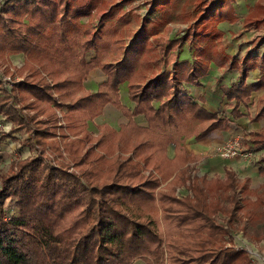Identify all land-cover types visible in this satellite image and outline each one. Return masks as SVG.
<instances>
[{"label": "trees", "instance_id": "trees-1", "mask_svg": "<svg viewBox=\"0 0 264 264\" xmlns=\"http://www.w3.org/2000/svg\"><path fill=\"white\" fill-rule=\"evenodd\" d=\"M97 1L87 0L83 6L77 0L1 1L0 50L7 54L24 53L27 56L25 63L31 62L32 68L35 64L33 69L38 73L46 68L44 60L47 55L53 60L64 54L76 65L98 66L96 57L89 61L85 59L90 49L96 50L97 36L81 38L83 31L79 22V17L89 13ZM159 1L151 0V9ZM232 1L212 0L205 5L192 26L187 28V35L191 39L199 37L207 22L212 21V31L207 35L220 36L216 25L232 19ZM147 37L143 33L142 41ZM175 40H165L162 70L142 84H128V97L134 103L130 114L142 115L148 123L146 127L135 125L134 130H129L135 134L136 140L126 136L119 144L127 146L130 151L115 154V150L104 145L100 137L95 140L96 145L92 143L83 150L85 141L92 136L84 129L76 130L74 137H68L63 146L76 159L75 170L47 162L39 147L49 132L45 126L37 125L41 121L48 124V120H34L33 115L26 114L24 107L22 109L15 102L14 94L0 88L3 92L0 113L11 122L9 131H0V142L23 131L26 136L19 145L37 152L36 156L14 160L7 171L0 174V264H27L30 261L36 264H133L136 259L147 264H253L244 249L223 244L227 229L215 221L214 215L222 211L228 214V225L240 226L252 241L263 239L259 230L264 225V193L258 195L248 187V179L238 180L231 171H226L223 180L190 175L188 162L191 156L169 134L173 126L176 128L184 121L201 124L200 130L194 134L196 138L215 129L230 128L227 117L206 111L185 91L183 83L200 85L204 72L199 61L179 59L177 53H171L170 58V50L178 46ZM259 42L264 44V36ZM121 61L115 63L117 67L100 65L108 74L112 87L129 79L131 64ZM239 64L237 81L223 88L229 101L234 100L230 112L233 116L240 115L236 109L240 103L248 101L251 91L264 87V54H246ZM233 66L235 63L231 62L230 67ZM254 68L261 72L259 78L245 82L247 73ZM46 69V74H39L40 80L24 82L28 85L24 88L72 112L78 102L61 101V91L59 96L51 94L45 82V75L53 79L64 73ZM66 81L57 80L53 85H63ZM19 88L24 89L21 85ZM101 93H89L84 99L89 104L100 101ZM118 105L123 106L119 102ZM259 111L258 116L264 115V99ZM69 125L73 123L69 122ZM149 126L158 127L161 133L157 135L163 138L160 143H150L143 138ZM53 133L55 135V132L50 134ZM171 142L175 143V155L168 158L165 149ZM256 142L259 144L253 149L261 151L259 169L264 170V139ZM102 149L108 153L100 152ZM131 156L135 157L134 167L121 169L131 163ZM138 160H143L157 173L150 169L143 174V166H139ZM115 162L114 178L102 183L92 181L91 171L97 170L94 167L99 165L98 170L105 171L107 165ZM169 177L172 178L163 188H170V192L155 190ZM179 185L186 187L191 196H175L174 191ZM249 195L256 198L250 200ZM7 198L13 199L15 206L11 212L5 207ZM166 203L173 206H166ZM142 208L146 211L142 212ZM70 211H77L78 217L70 227L58 231V221L64 220V214Z\"/></svg>", "mask_w": 264, "mask_h": 264}, {"label": "rangeland", "instance_id": "rangeland-1", "mask_svg": "<svg viewBox=\"0 0 264 264\" xmlns=\"http://www.w3.org/2000/svg\"><path fill=\"white\" fill-rule=\"evenodd\" d=\"M1 1L5 0H0V2ZM150 1L151 0H98L96 5L90 9L89 13L92 11L91 15L93 19L88 20L87 23H84L85 25L82 26L81 30L83 31V37L81 38L88 39L97 36L95 38V42L97 43L95 44L96 50L92 48L94 51V57L89 60L96 57L99 62L98 66L91 67L84 64L76 65L69 56H65L64 54H62L61 57L53 58V60L49 59L48 55L45 57L44 62L46 68H50L51 71H55V73H64V75H57V77L53 79L45 75V82L49 86V91L55 96H59V91H61V101L69 103L77 101L78 104L76 107L78 108H72V112H68V108H60L54 105L53 102H49L41 96L38 97V93L34 95L35 93L33 94L31 91L24 88L28 86L24 82L40 80L39 74H46V68L41 69L38 73L34 70L36 68L35 64H33V69L32 65H29L32 64L31 62L25 63L27 56L24 53L9 52V54H7L5 51L0 50V88H6L9 90L8 92L14 94L15 102L21 108L24 107L26 114L33 115L34 120H48V124H44L41 121L37 126L43 125L49 132V134L42 139V147L40 146L39 150L41 149V152L50 164L54 166L61 164L67 166L69 170L77 169L75 163L76 159L72 157L63 146L65 145L67 138L74 137L72 136L73 132L80 129H84L92 136V139L85 141L83 150L92 143L96 145L95 140L100 137L103 138L104 145L111 146L112 151L115 150V154L118 152L123 154L124 150V153L130 151V148L127 146L119 144L124 142L126 136H129L131 140H136L134 138L135 134L129 131L134 130L132 127L135 125L138 127L140 126L135 120L139 121V118H141L146 122V126H148V123L144 116L137 117V115L132 116L130 114L133 107H130L129 104L134 103L131 102L128 97V84L129 82H132L133 84H142L147 78L154 75L157 71L159 72L162 70V59H164L162 50L165 46V40L168 38L176 39L175 44L178 45L177 49L170 50V58H172L171 53H177L179 59L187 58L185 60L189 62L199 61L204 72L203 76L212 67L221 72L218 76L232 72L233 74H236L232 77L234 78V82H236L239 77L241 69V65L239 64L240 59L246 54L256 56L252 53L259 50V48L264 45L259 42L264 30V0H233L231 3L233 10L232 19L224 20L232 24L236 23L232 32L230 31L229 34H226L225 31L220 30L217 27L220 23L219 22L216 25V28L221 32V35H207L209 31H212V21H208L203 32H200L201 35L195 39H191L189 34L187 35V28L192 26L202 8L212 0H160L159 3L155 5L154 9H151ZM235 6L238 11H236ZM104 15L106 16L103 17ZM82 16L83 15L80 17ZM140 25L143 30H141L142 33H145L148 36L146 41H142V35L135 36L136 39L133 36L134 30L139 29L138 27H140ZM201 27L202 25L199 26L200 29ZM137 34H139V32ZM227 37H232V45L226 43L225 40ZM124 44L126 45L124 46ZM123 48H125V51L122 52ZM231 50H235V53L237 54L235 55L236 58L232 57L230 53L227 52ZM89 51H91V49ZM89 51L88 54H92ZM133 53H137L136 59H134ZM88 54L86 53L87 56L85 55L86 61H89L88 57L90 55ZM118 61L123 63L129 62L131 64L129 79L112 87L108 80V74L100 67V65L108 64L117 67L115 63ZM231 62L235 63L233 68L230 67ZM113 67L111 69H114ZM250 71L247 73V76H249ZM247 76L245 82L248 81ZM57 80L67 81L64 82L63 85L61 83L53 85ZM39 84H41V81H39ZM186 84L187 83H183L184 86H186ZM20 85L24 89H20ZM225 87L226 86H221L222 93L223 88ZM260 89H264V87L253 91L258 92ZM1 90L2 89H0V98L3 96ZM91 90H95L94 92L101 91L102 100L91 101V104L87 103V99L84 98L87 94L92 93ZM253 91L249 94L246 103L239 104L236 110L240 115L236 116L230 114L234 105V100L229 101L224 93L222 100L219 103V108L216 111H209L198 103V105L203 107L206 111L211 113L218 112L220 115L229 119V129H231V132L227 137V140L223 141L222 144L226 143L228 140L238 139V153L234 156H238L239 158L241 156L244 159H247L251 165L258 164L260 160L261 151L259 152L258 150L253 149L257 146L256 144H259V142L256 141L264 139V115L260 114V116H258L262 99H264V93L258 95V97L255 94L254 98H257L253 104L250 102V105H252L250 110L249 104L247 105V103H249ZM201 100L202 99L199 101L201 102ZM118 102L124 105L119 107ZM241 105H245L246 107L239 109ZM87 106L91 107L89 108ZM52 118H54V126L52 125ZM69 122L73 123V125H69ZM34 124L36 125L37 122H34ZM50 125H52L53 128L50 127ZM200 127H202L201 124L196 123V121L194 124L184 121L183 124H178L176 128H174V126L173 128L170 127L172 129H170L169 134L174 136L177 144L182 145L187 137H191L192 135L195 136V132L199 131ZM10 128V120L0 113V131L7 132ZM157 129L158 127L149 126L146 135L140 134V136L142 137L143 135V138L150 143L158 144L163 138L157 135V133H161ZM52 132H55V135L54 133L51 135L50 133ZM180 132L182 133L179 134ZM12 136L14 138L9 136L0 142V174L5 173L11 162L14 160L36 156L37 153L36 150H31L28 146L19 145L22 144V140L26 136L25 132H16L13 133ZM222 144L214 146L208 150L207 154L218 155L216 148L218 146L221 147ZM103 151L106 152L103 149L100 150L102 153ZM246 153L248 155L244 156ZM18 154L21 158L17 157ZM93 158L95 159V155H93ZM190 158L193 159L188 162L191 172L190 175H195L194 160L200 159L197 156L195 157V155H192ZM133 163H135V157L131 156V163L125 164V167L121 166V169H125L127 166L132 167V165L134 167ZM138 163L139 166H143V169L141 170L143 171V174H147V170L150 169H152V172L155 174L157 173L150 165L146 166L143 160H138ZM103 166L105 167V164ZM107 166L106 169L108 170L105 171L98 170L99 165L98 167H94L93 169L97 168V170L94 173L91 171V177L93 178L92 181L102 183L114 178L117 169L116 162ZM93 169L91 168V170ZM212 174L213 175H210L211 177L220 176L221 173L214 172ZM171 178L172 177H169L165 181H162L155 190L159 188L166 189L170 192V188H163V186ZM207 179L210 180L215 178ZM177 187L180 188L182 186L179 185ZM179 188L175 189V196L181 197L187 194L191 196V192L188 189L185 190ZM253 190L259 195L263 194L261 190L263 191L264 189L261 188L259 189L260 191L257 189ZM248 198L254 200L256 196L249 195ZM157 203L160 204L161 202L157 200ZM5 205L8 212L15 210L13 199L7 198ZM165 205L169 207L173 206L172 203H166ZM133 209H135V207H133ZM77 211H70L64 214V220L58 221L56 229L61 232L63 228L70 227L73 221L78 217L75 214V212H79ZM145 211L146 210L142 208V212ZM214 218L217 223H220L227 229V234L224 236L223 241L224 245L244 249L253 264H264V238L255 241L253 240L252 244L248 245L247 250L244 245H242V237H235L236 235H234V237L232 236V233L235 234L236 232H242L241 230L243 229L240 228V226L228 225V214L223 213L222 211H217ZM259 231V233L264 235V225ZM248 232L253 233L251 231ZM246 238L249 239L247 235ZM237 239L240 241H237ZM252 247L256 248L254 251L257 255L253 254ZM134 262L136 264H145L141 259H136ZM27 264L36 263L30 261ZM152 264L158 263L154 262Z\"/></svg>", "mask_w": 264, "mask_h": 264}, {"label": "crops", "instance_id": "crops-1", "mask_svg": "<svg viewBox=\"0 0 264 264\" xmlns=\"http://www.w3.org/2000/svg\"><path fill=\"white\" fill-rule=\"evenodd\" d=\"M78 4L80 6H83L86 4L87 0H77ZM236 11L237 8L235 6ZM241 11V10H240ZM92 12V11H91ZM91 12L88 14H83L82 17H80V23L85 25L84 23H87L88 20H92L93 17L91 15ZM105 12V11H104ZM86 19V20H84ZM236 23H229L227 21H222L220 22L217 27L220 30L225 31L226 34H229V32H232V29H234V26ZM121 27V26H120ZM119 27V28H120ZM139 29L134 30L133 36L136 39L135 36L137 35H142V29L141 25L138 27ZM142 30V31H141ZM139 32V34H137ZM142 33V34H141ZM264 35V30L263 34ZM232 37H227L226 38V43H229L230 45L233 44L231 41ZM108 41V40H107ZM126 44H124L125 46ZM114 46V45H112ZM114 48H116L114 46ZM238 48V47H237ZM125 51V48H123L122 52ZM248 51V50H247ZM92 54H87L90 55L88 57V60L92 57H94V51L91 49ZM108 52V51H107ZM230 53L232 57H235L237 55L235 53V50L227 51ZM245 52V50H244ZM108 54V53H107ZM123 54V53H122ZM134 54V59H136L137 53ZM253 55L260 56L264 54V45L259 48V50H256L252 53ZM87 56V55H86ZM236 58V57H235ZM187 59V58H185ZM234 70V69H233ZM232 71V70H229ZM158 72V71H157ZM156 72V73H157ZM221 72L217 71L214 67H212L204 76L200 78V85H193L187 83L185 86V91L187 94H189L194 102L200 103L203 107L208 109L209 111H216L219 108V103L222 100V88L221 86H228L231 81L234 80V77L236 74H233L232 72L229 74H222V76H218ZM226 73V72H225ZM228 75V76H227ZM260 76V72L258 69H253L250 71L249 76H247V82L255 81L258 77ZM94 92L95 90H91ZM264 93V89H260L258 92H254L251 95L249 103L250 110L252 105H250V102L253 104L258 97V95H261ZM255 94L257 95L256 98H254ZM200 99L201 102L199 101ZM120 101V100H119ZM122 104V103H121ZM124 105V104H122ZM130 107L134 104H129ZM245 105H241L239 109L245 108ZM242 111V110H240ZM137 117H143L142 115ZM140 120H135V122L140 125V126H146V122L139 118ZM88 129V126H87ZM231 129L229 130H218L215 129L211 132H209L207 135H204L203 137L196 138L195 136L187 137L184 142L182 143V148L186 152L188 156L195 155V157H199L200 160L196 159L194 160V172L195 175L198 176H205L206 178H218V179H225L226 178V171H231L234 173L235 177L239 180L243 179H248V187L250 189H264V170H260L261 163L258 162V164L251 165L249 164V161L247 159H244L243 157L240 156V158L237 156L233 157H221L219 155H209L208 150L213 148L216 145L222 144L223 141L227 140V137L230 135ZM260 152V151H259ZM175 155V143L171 142L167 145L166 147V156L168 158H173ZM17 157H20L19 154ZM242 159V160H240ZM193 160L190 158V161ZM189 161V162H190ZM217 172L221 173L220 176H213L211 177L210 175H213L212 173ZM179 188V187H176ZM179 189H185L186 187L182 186ZM264 193V190L262 191ZM243 232V230H241ZM236 232L235 234L232 233V236L236 235L235 237H242V241L245 249H247L248 245L252 244V240H249L246 238V234L244 232ZM231 237V235H230ZM237 241H240L237 239ZM256 250L255 247H252V251ZM248 250V249H247ZM144 262V261H143ZM145 263V262H144ZM133 264H136L133 262ZM146 264V263H145Z\"/></svg>", "mask_w": 264, "mask_h": 264}, {"label": "built area", "instance_id": "built-area-1", "mask_svg": "<svg viewBox=\"0 0 264 264\" xmlns=\"http://www.w3.org/2000/svg\"><path fill=\"white\" fill-rule=\"evenodd\" d=\"M238 139H233V140H228L226 143L222 144L221 147H217V151H218V155L221 157H232L234 155H236L238 152ZM243 155V154H242ZM248 155L247 153L244 154ZM253 254L257 255V253H255V251H252Z\"/></svg>", "mask_w": 264, "mask_h": 264}]
</instances>
